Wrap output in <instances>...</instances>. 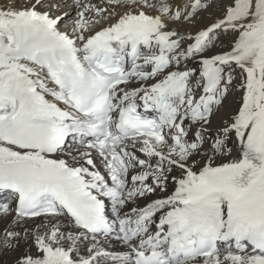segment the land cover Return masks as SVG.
I'll use <instances>...</instances> for the list:
<instances>
[{
  "label": "snow or ice",
  "instance_id": "snow-or-ice-1",
  "mask_svg": "<svg viewBox=\"0 0 264 264\" xmlns=\"http://www.w3.org/2000/svg\"><path fill=\"white\" fill-rule=\"evenodd\" d=\"M18 2L0 264H264V0Z\"/></svg>",
  "mask_w": 264,
  "mask_h": 264
},
{
  "label": "bare ground",
  "instance_id": "bare-ground-1",
  "mask_svg": "<svg viewBox=\"0 0 264 264\" xmlns=\"http://www.w3.org/2000/svg\"><path fill=\"white\" fill-rule=\"evenodd\" d=\"M25 2H26V0H19V2L16 4V7L19 8V7L23 6V4ZM204 16L206 17L207 14H204ZM204 22H206V21H204ZM232 101H233V97H229V100L226 101V103H225V109H224V111H227L229 109L230 105L232 104ZM158 195H161L162 196L164 194L160 193ZM110 247L112 248L113 251H117V252L123 250L122 249V246L119 245L118 243H115V242ZM9 259H10L9 257H0V260H2V261H8Z\"/></svg>",
  "mask_w": 264,
  "mask_h": 264
}]
</instances>
